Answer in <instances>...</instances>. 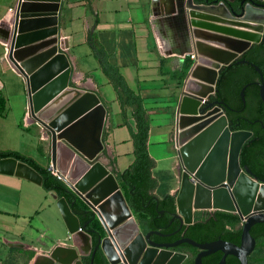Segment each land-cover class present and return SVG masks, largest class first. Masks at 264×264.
Segmentation results:
<instances>
[{
    "label": "water",
    "instance_id": "1",
    "mask_svg": "<svg viewBox=\"0 0 264 264\" xmlns=\"http://www.w3.org/2000/svg\"><path fill=\"white\" fill-rule=\"evenodd\" d=\"M59 2L16 0L12 13L0 21V44L11 67L23 78L28 114L49 139L47 168L85 205L84 212L91 213L80 225L66 200L50 192L68 245L52 246L34 264H85V258L91 264L96 250L108 264H182L188 254L174 250L180 243L197 249L192 264H201V257L215 251L221 252L217 264H224L226 255L247 264L255 244L249 228L264 222V179L258 180L238 163L240 148L251 132L232 130L223 102L212 96L219 71L231 62L248 63L238 58L253 45L264 43V0H150L151 14L162 15L174 25L182 63L185 55H193L183 63L174 105L172 142L179 173L173 195L176 229L190 225L197 212L235 213L242 220L239 244L220 238L196 242L188 237L157 242L151 235L168 233L140 229L115 173L100 161L105 108L94 92L70 84L73 71L66 39L57 35ZM250 65L260 78L258 67ZM251 83L259 86L264 103V85ZM251 83L239 90L242 103L243 89ZM253 121L258 120L248 122ZM0 174L41 183L33 168L12 157L0 158ZM157 212L159 216L161 211ZM92 220L97 221V229L86 227Z\"/></svg>",
    "mask_w": 264,
    "mask_h": 264
},
{
    "label": "crops",
    "instance_id": "2",
    "mask_svg": "<svg viewBox=\"0 0 264 264\" xmlns=\"http://www.w3.org/2000/svg\"><path fill=\"white\" fill-rule=\"evenodd\" d=\"M15 3L16 0H0V21L12 13ZM162 17L151 14L150 0H60L57 11V35L66 39L65 51L72 65L70 84L94 92L105 108L100 161L115 173L131 163L127 125L134 128V120L131 108L120 105L112 84L100 69L87 43L88 34L128 89L141 99L148 120L146 149L154 161L150 175L156 181L153 194L157 198L174 195L179 185L172 142L174 105L183 63L191 60L185 55L182 63L175 27ZM4 53L0 44V151H16L48 167L49 139L30 118L23 78ZM151 136L155 139L152 153L148 149ZM160 187L162 191L158 193ZM19 217L21 226L17 223ZM33 218L43 229L27 242L22 237L30 239L33 235ZM0 229L13 235L0 237V264H34L45 258L52 246L68 245L65 226L50 192L14 175L0 174Z\"/></svg>",
    "mask_w": 264,
    "mask_h": 264
},
{
    "label": "trees",
    "instance_id": "3",
    "mask_svg": "<svg viewBox=\"0 0 264 264\" xmlns=\"http://www.w3.org/2000/svg\"><path fill=\"white\" fill-rule=\"evenodd\" d=\"M87 43L90 46L94 57L97 59L100 69L112 84L118 100L120 101V105H127L131 108L134 128L127 125V129L132 144L133 159L121 172L114 173L123 187V190H121L123 196L132 211L134 218L138 221L140 229L142 231H147L152 228V230L154 229L162 233H168L161 237L157 235L153 236L155 241L160 242H171L180 237H188L196 242H209L220 238L239 244L240 225L239 218L235 213L219 210L213 211L212 213L207 211L197 212L190 225H182L180 229H176L179 223L177 219L172 218L174 212L173 195L164 194L160 198H157L153 194L156 181L150 175V169L152 168L154 161L148 155L146 149L148 120L141 99L138 95L128 89L115 68L110 66L106 61L101 49L96 48L92 44L91 36L89 34L87 36ZM254 48V51L257 53L256 56H261V60H258L256 57L249 58L245 55L242 56V58L248 63L231 62L233 64L230 63V65L228 64L224 66L218 73L215 83L216 92L212 97L218 98L223 102L224 113L229 120V126L232 130L243 129L251 131V136L240 148L238 163L241 167H243V165L246 166L252 175L260 180L264 179V129L262 127V125L264 126V107L258 99L256 85L251 83L257 80L259 76L250 64L257 66L258 69L262 71L264 47H259L257 44ZM245 83L251 84H247L243 89V104L239 98V90ZM248 94L253 95L252 106L250 109L247 108ZM225 106L234 109L235 111L230 110ZM2 110L3 97L0 94V112ZM252 120H259L260 124L254 127V124L248 122ZM5 157H12L33 168L41 177V188L45 191L53 192L56 197H63L69 204L71 211L76 212L75 214L78 217L80 225L91 217L89 211L84 212L87 211L85 205L79 199L75 198L73 193L68 190L61 179L53 175L47 167L39 165L32 158L21 155L16 151H0V158ZM151 197L155 199V208L154 199ZM157 211H161L159 216H156L158 214ZM168 221L169 223L167 224ZM86 227L97 229V221L92 220L86 225ZM253 230L259 231L260 234L264 235V222H256L249 228V233L255 240L256 245L251 251V254L247 256V264H264V239L262 240V238L259 237L257 233H254ZM92 238L94 244L95 234H92ZM174 250L188 254V258H186L182 264H192V258L197 252L196 248L186 243L176 245ZM220 256V251L205 255L201 257V264H217ZM87 263L88 258H85V264ZM91 264L108 263L100 251L96 250L93 254ZM224 264H238V260L232 255H226Z\"/></svg>",
    "mask_w": 264,
    "mask_h": 264
},
{
    "label": "flooded vegetation",
    "instance_id": "4",
    "mask_svg": "<svg viewBox=\"0 0 264 264\" xmlns=\"http://www.w3.org/2000/svg\"><path fill=\"white\" fill-rule=\"evenodd\" d=\"M236 4V3H235ZM259 45V47H264V43L262 42V43H260V44H258ZM255 47V45H253L251 48H249L248 50H246L238 59L239 60H244V61H246L244 58H242V56H248L249 58H251V57H256L258 60H261V56H256L257 55V53L254 51V48ZM262 60H263V63H262V71H260L259 70V74H260V78H261V81H260V78H258L257 80H255V81H258V82H261L263 85H264V54H263V56H262ZM254 85H256V87H257V95H258V99H259V101H260V103L263 105V107H264V103L260 100V97H259V86L257 85V84H255L254 83ZM252 101H253V95L252 94H248V96H247V102H248V104H247V108L248 109H250L251 108V106H252ZM243 104H244V98H243ZM259 121V120H258ZM260 123V121L259 122H257V121H254V122H251V124H254V127H256L258 124ZM262 127H264L263 125H262ZM264 129V128H263ZM248 131H250V130H248ZM251 132V131H250ZM148 230H152V228L151 229H148ZM154 230V229H153ZM156 231H158V230H156ZM158 232H160V231H158ZM253 232L254 233H257L258 235H259V237H261L262 238V240L264 239V235L263 234H260V232L259 231H256V230H253ZM160 233H162V232H160ZM162 234H164V233H162ZM153 236L154 235H151V238H153ZM161 237V236H160ZM154 240V239H153ZM157 242H160V241H157ZM254 242H255V240H254ZM255 245H256V242H255V244H254V247H255ZM254 249V248H253ZM251 254V252L248 254V255H250ZM247 255V256H248Z\"/></svg>",
    "mask_w": 264,
    "mask_h": 264
},
{
    "label": "rangeland",
    "instance_id": "5",
    "mask_svg": "<svg viewBox=\"0 0 264 264\" xmlns=\"http://www.w3.org/2000/svg\"><path fill=\"white\" fill-rule=\"evenodd\" d=\"M4 78H6L7 80H8V78L7 77H4ZM111 93V92H110ZM115 104V103H114ZM116 104H117V102H116ZM115 106V105H114ZM1 141H2V139L0 138V143H1ZM153 141H155V139H152V136L150 137V140H149V152H151L152 153V142ZM4 142H6V141H4ZM37 151V150H36ZM118 183H119V181H118ZM119 187H120V189L121 190H123V187H122V185L119 183ZM158 193H160L161 191H162V188L160 187L158 190ZM17 223H18V225L19 226H21L22 225V220L20 219V217H19V219L17 220ZM30 223H31V225L33 226L32 227V233H33V235H31V237H30V239L27 237V236H23L22 238H23V240L24 241H27V242H29V241H31V240H34V238L40 233V231H41V229H43V227L42 226H40V223L38 222V220H36V219H32V220H30ZM11 236H13V235H10V233H5L4 231H2L1 229H0V237L1 238H11ZM35 236V237H34ZM16 238V237H15Z\"/></svg>",
    "mask_w": 264,
    "mask_h": 264
},
{
    "label": "built area",
    "instance_id": "6",
    "mask_svg": "<svg viewBox=\"0 0 264 264\" xmlns=\"http://www.w3.org/2000/svg\"><path fill=\"white\" fill-rule=\"evenodd\" d=\"M8 10H10V9H8ZM188 57H189V59H193V55L192 54H190V55H188ZM49 171L53 174V175H55L57 178H59L56 174H55V172L54 171H52L51 169H49ZM60 179V178H59ZM242 223V220H239V225Z\"/></svg>",
    "mask_w": 264,
    "mask_h": 264
}]
</instances>
